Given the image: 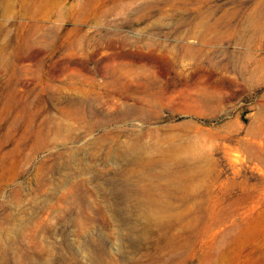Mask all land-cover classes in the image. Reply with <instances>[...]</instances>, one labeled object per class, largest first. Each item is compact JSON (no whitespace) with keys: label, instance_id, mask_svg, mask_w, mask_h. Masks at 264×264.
<instances>
[{"label":"rangeland","instance_id":"1","mask_svg":"<svg viewBox=\"0 0 264 264\" xmlns=\"http://www.w3.org/2000/svg\"><path fill=\"white\" fill-rule=\"evenodd\" d=\"M0 264H264V0H0Z\"/></svg>","mask_w":264,"mask_h":264}]
</instances>
